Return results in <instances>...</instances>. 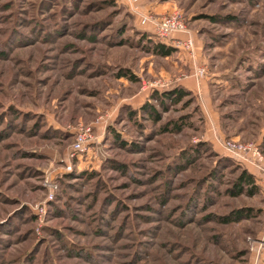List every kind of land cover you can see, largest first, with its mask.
Returning <instances> with one entry per match:
<instances>
[{"label":"rangeland","instance_id":"obj_1","mask_svg":"<svg viewBox=\"0 0 264 264\" xmlns=\"http://www.w3.org/2000/svg\"><path fill=\"white\" fill-rule=\"evenodd\" d=\"M0 264H264V0H0Z\"/></svg>","mask_w":264,"mask_h":264},{"label":"trees","instance_id":"obj_2","mask_svg":"<svg viewBox=\"0 0 264 264\" xmlns=\"http://www.w3.org/2000/svg\"><path fill=\"white\" fill-rule=\"evenodd\" d=\"M151 36L152 34H146V33L141 34V38L143 39V42H145L149 46L150 50H152L153 53L161 57H169L172 54H174V52L176 51L174 48H172L171 46H166L160 42H155ZM129 77L132 78L131 76ZM182 94L183 93L180 92L179 90H176V91L174 90L172 94H168V95L166 94L164 95V97L166 99H171L174 103H178L182 97ZM155 98H158V95H156ZM141 110H142V113H144L145 115H150L152 117V120H154L155 117H153L154 111L152 109V106H150L149 104H144L141 107ZM128 113L129 115L134 114L132 110H129ZM256 189L257 187L255 185L253 176L247 173L246 171H242L236 181L235 194H240L244 190H247L249 195H253ZM233 215L234 217L231 216L227 219H224V222L230 223L231 221H236L242 214L240 212H236Z\"/></svg>","mask_w":264,"mask_h":264},{"label":"built area","instance_id":"obj_3","mask_svg":"<svg viewBox=\"0 0 264 264\" xmlns=\"http://www.w3.org/2000/svg\"><path fill=\"white\" fill-rule=\"evenodd\" d=\"M178 25H175L172 20H166L164 25L161 28H157L155 33V36L159 38L160 40H168L172 36L173 31L176 29ZM176 43V42H175ZM173 42V44H175ZM180 45V44H175ZM182 47L185 50H190L192 48V41L191 39L187 38L184 42H182ZM89 130H85L84 133H78L75 138V142L72 146L71 150V157L73 159L77 158L78 156H81L85 154L89 148V145L91 143L90 136L86 133H88ZM229 151L231 150L228 148Z\"/></svg>","mask_w":264,"mask_h":264},{"label":"crops","instance_id":"obj_4","mask_svg":"<svg viewBox=\"0 0 264 264\" xmlns=\"http://www.w3.org/2000/svg\"><path fill=\"white\" fill-rule=\"evenodd\" d=\"M153 34V33H152Z\"/></svg>","mask_w":264,"mask_h":264}]
</instances>
